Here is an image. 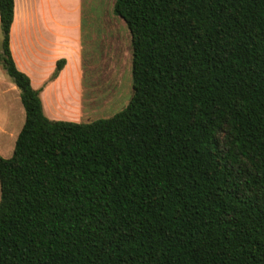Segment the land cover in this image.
Masks as SVG:
<instances>
[{
  "label": "trees",
  "instance_id": "1",
  "mask_svg": "<svg viewBox=\"0 0 264 264\" xmlns=\"http://www.w3.org/2000/svg\"><path fill=\"white\" fill-rule=\"evenodd\" d=\"M111 12L130 34L127 106L51 121L11 57L14 0H0V67L25 112L0 156V264H264V0Z\"/></svg>",
  "mask_w": 264,
  "mask_h": 264
},
{
  "label": "crops",
  "instance_id": "2",
  "mask_svg": "<svg viewBox=\"0 0 264 264\" xmlns=\"http://www.w3.org/2000/svg\"><path fill=\"white\" fill-rule=\"evenodd\" d=\"M71 1L65 5V0H14L9 49L17 70L29 78L34 90H40L43 112L49 120L84 123L83 98L93 101L88 98L90 91L82 85L88 45L82 37L84 2ZM60 60L65 64L58 76L50 80ZM2 71L0 67V94L13 93L16 98L19 94L7 85ZM49 104H53V112L66 116H54ZM4 113L7 114L5 110Z\"/></svg>",
  "mask_w": 264,
  "mask_h": 264
},
{
  "label": "rangeland",
  "instance_id": "3",
  "mask_svg": "<svg viewBox=\"0 0 264 264\" xmlns=\"http://www.w3.org/2000/svg\"><path fill=\"white\" fill-rule=\"evenodd\" d=\"M83 2V33L90 38L86 40L88 45L83 62L82 85L85 90H88L87 92L90 91L88 98H92L93 101L89 102L83 98L82 116L84 123H90L110 118L127 106L131 97L132 51L130 34L125 23L113 16L111 12L114 0H83ZM71 3V0H65V5ZM95 9L99 13L97 22H94ZM2 74L7 85L16 89L4 71ZM16 91L19 94L17 89ZM53 104H49V108L54 116H66L59 111L53 112ZM24 120L25 112L19 95L15 98L13 93H9L8 96L0 94V124L4 132L3 134L2 131L0 132L2 158L9 159L12 156L14 144Z\"/></svg>",
  "mask_w": 264,
  "mask_h": 264
},
{
  "label": "bare ground",
  "instance_id": "4",
  "mask_svg": "<svg viewBox=\"0 0 264 264\" xmlns=\"http://www.w3.org/2000/svg\"><path fill=\"white\" fill-rule=\"evenodd\" d=\"M102 1V0H101ZM128 65V64H127Z\"/></svg>",
  "mask_w": 264,
  "mask_h": 264
}]
</instances>
